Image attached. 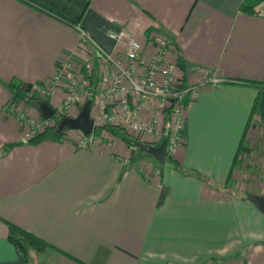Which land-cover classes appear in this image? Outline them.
Returning a JSON list of instances; mask_svg holds the SVG:
<instances>
[{
	"label": "crops",
	"instance_id": "0c3cea01",
	"mask_svg": "<svg viewBox=\"0 0 264 264\" xmlns=\"http://www.w3.org/2000/svg\"><path fill=\"white\" fill-rule=\"evenodd\" d=\"M241 1L0 0V264H21L7 224L50 245L29 249L28 264H264V216L242 183L221 188L240 140V155L264 154V89L240 81L264 79V19L242 12ZM120 29L146 55L150 38H164L167 60L195 88L172 156L186 174L167 156L160 164L114 135L91 132L95 147L88 148L74 147L80 131L75 139L61 131L29 143L5 109L11 102L40 117L14 92L18 85L36 97L33 88L62 59L73 66L91 59L94 82L105 68L101 50L124 59V44L107 37ZM62 91L58 83L37 101L54 109ZM150 111L144 107L141 117ZM162 137L138 140L157 146Z\"/></svg>",
	"mask_w": 264,
	"mask_h": 264
},
{
	"label": "built area",
	"instance_id": "2783aa9c",
	"mask_svg": "<svg viewBox=\"0 0 264 264\" xmlns=\"http://www.w3.org/2000/svg\"><path fill=\"white\" fill-rule=\"evenodd\" d=\"M251 14L264 19V2ZM107 37L114 43L124 44L123 60L101 50L105 68L91 83L92 60L86 61L80 70L75 69L70 60L62 59L53 73L33 88L34 93L46 97L53 94L55 85L62 83L60 101L54 108L59 117H75L85 100L90 98L93 114L89 111V116L93 124L118 126L137 140L143 136L161 137L166 121V155L174 156L184 123L182 101L185 96L193 95L195 88L180 87L182 72L180 69L178 72L175 63L167 60L168 42L164 38H150L153 53L146 55L140 43L122 29L108 32ZM150 106L153 108L149 117L142 118L143 108ZM5 109L22 124V137L26 141L50 125L48 119L15 110L11 102ZM159 112L162 113L161 120L156 116ZM74 147H95L93 135L79 136ZM115 158L122 164L128 162L127 156Z\"/></svg>",
	"mask_w": 264,
	"mask_h": 264
},
{
	"label": "trees",
	"instance_id": "16d2710c",
	"mask_svg": "<svg viewBox=\"0 0 264 264\" xmlns=\"http://www.w3.org/2000/svg\"><path fill=\"white\" fill-rule=\"evenodd\" d=\"M264 0H242L240 2L239 5V9L242 12H246V13H251L253 11V9L260 3H263ZM179 67L181 68V70H183V67L181 64H178ZM243 84L246 85H250L253 87H256L258 92L262 89H264V79L260 80V81H250V80H240ZM184 83V75L182 72L181 75V88H185V86L183 85ZM17 85V84H16ZM17 90H15L14 95L17 96L18 98L22 99L23 101L27 102V103H34L37 101V97H32V96H26L24 94H22V92H20L18 90V85H17ZM189 103V98L187 96H185L183 98L182 104L184 106V108L186 109L187 105ZM259 105V96L258 94L255 96L251 107H250V117L251 115H253V113L256 111L257 107ZM166 117V116H165ZM247 120V123L250 120ZM54 125H50L48 126L46 129L42 130L41 132H39L38 134H36L35 136H33L32 138H30L29 140H27V142L29 143H37L45 138L54 136L55 138H58L60 133H55L54 132ZM96 127V126H94ZM100 128L108 130L112 135H114L115 137L119 138L121 141H123L126 145L131 146L133 148H135L136 150L140 151L139 148L136 147V142H143L137 139L132 138L130 135H127L125 133V131L115 125H107V124H100L99 125ZM166 134H167V126H166V121L164 123V126L162 128V139L166 138ZM243 140H240L239 145L236 149V152L233 156L232 162H231V166H230V170L227 174V177L224 181V183L222 184L223 190H229L230 188H233V181L231 182L229 177L230 174L232 172L233 167L238 164V160L240 157V145L242 143ZM145 142V141H144ZM150 143V142H149ZM143 152V151H140ZM145 153V152H143ZM167 160L170 161L173 165L174 168L176 170H178L181 173H188V171L186 169H184L181 164L179 163V161L175 158H173L172 156L168 155L167 156ZM198 179L203 182L206 183L210 186H212L211 180L208 178H205L204 176L201 175H197ZM213 187V186H212ZM216 188V187H214ZM246 193L244 195H246V200H248L249 202H252L254 204V201L252 199V194L248 193V192H243ZM242 199H245L243 197H241ZM255 205V204H254ZM256 206V205H255ZM7 240L12 244V246L14 247V249L16 250V253L18 255L19 261L21 264H28L27 263V253L29 249H33L35 251H43L45 250L47 247H50V245L48 243H46L45 241H43L42 239L36 237L35 235H33L32 233L25 231L19 227H16L12 224H7Z\"/></svg>",
	"mask_w": 264,
	"mask_h": 264
},
{
	"label": "rangeland",
	"instance_id": "374dc122",
	"mask_svg": "<svg viewBox=\"0 0 264 264\" xmlns=\"http://www.w3.org/2000/svg\"><path fill=\"white\" fill-rule=\"evenodd\" d=\"M89 60L91 59H86V58L83 59L82 62L79 63L77 66H74V68L81 70L83 64ZM98 76H99V73H98ZM51 102H54V100L51 99ZM149 108L152 109L153 106L152 107L150 106ZM34 110H35V113H38L35 108ZM91 114H93L92 109L90 111V115ZM156 116L159 120H161L162 113L159 112L157 113ZM57 118H58V113H54V116L49 118L48 122L51 125H54L56 123ZM94 125L96 127H94V129L92 130V134L93 133L100 134L102 137H107V139L112 138V134L108 130H105V129L103 130L102 128H100L99 127L100 124L98 122L94 123ZM63 131L64 133L62 134V138L64 139H75L77 136V133L79 132L75 129H68V128H65ZM105 132H108L110 135L108 134L105 135L106 134ZM125 133L127 135H130L127 131H125ZM153 139H156L157 141H159L160 136L159 137L150 136V140L152 141ZM180 141H181V137H180ZM245 143L242 145V147L248 146V144H245ZM179 145H180V142H179ZM137 152L142 155H146V153H143L140 151H137ZM232 174L233 176L232 178L230 177L231 178L230 181L236 182L237 185H239V183H242L241 190L245 189L246 190L245 192L252 194V199L254 195L264 197V154H262L261 151H258V152L250 151L249 153H246V154H243V152H241V155L239 157V163L236 164V166L232 170ZM243 194H246V193H243Z\"/></svg>",
	"mask_w": 264,
	"mask_h": 264
},
{
	"label": "water",
	"instance_id": "95a60500",
	"mask_svg": "<svg viewBox=\"0 0 264 264\" xmlns=\"http://www.w3.org/2000/svg\"><path fill=\"white\" fill-rule=\"evenodd\" d=\"M33 106L38 111L40 116L44 119L51 118L55 110L49 106L45 100H39L33 103ZM91 106V99L87 98L83 103L81 109L75 117H59L56 119L55 123V133H60L64 128L75 129L82 133V135H90L92 129L94 128L93 120L89 116ZM136 147L140 151L152 156L158 163H164L166 160V140L162 139L157 146H153L148 142H136ZM254 204L258 210L264 216V197L263 196H253Z\"/></svg>",
	"mask_w": 264,
	"mask_h": 264
},
{
	"label": "flooded vegetation",
	"instance_id": "af4514ba",
	"mask_svg": "<svg viewBox=\"0 0 264 264\" xmlns=\"http://www.w3.org/2000/svg\"><path fill=\"white\" fill-rule=\"evenodd\" d=\"M53 116H54V115H53ZM53 116H52V117H53ZM58 118H59V116H58ZM54 126H55V124H54ZM54 128H55V127H54Z\"/></svg>",
	"mask_w": 264,
	"mask_h": 264
}]
</instances>
